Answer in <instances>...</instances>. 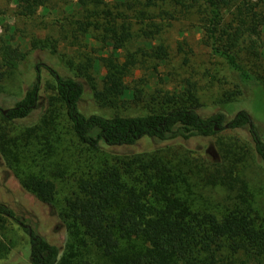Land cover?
I'll return each instance as SVG.
<instances>
[{
  "label": "trees",
  "instance_id": "trees-1",
  "mask_svg": "<svg viewBox=\"0 0 264 264\" xmlns=\"http://www.w3.org/2000/svg\"><path fill=\"white\" fill-rule=\"evenodd\" d=\"M51 2L16 0V14L30 17L38 7L47 8ZM78 3L81 15L70 20L73 38L87 35L113 50L111 55L102 57L106 73L101 88L93 86L96 101L101 105L114 107L119 102L142 99L143 90L130 87L125 81L138 63L137 57L130 53L121 62L119 51L135 35L140 36L147 44L146 55L157 60L158 63L154 62L157 69L158 64L167 60L169 51L163 42L153 40L175 20L196 22L203 32V42L224 60L236 79L238 87L222 101L227 113L234 112L233 95L242 94L243 88L251 90L252 98L264 105V70L256 71L240 60L246 40L258 34L259 28L264 29V0H78ZM227 16L231 19L228 23ZM31 42L27 51L7 41L0 46L1 59L10 70L17 69L36 50L47 49L51 55L57 52L50 40L36 38ZM250 51L261 53L254 38ZM49 69L54 82L47 88H52L55 94L48 99L50 113L43 119L45 128L53 139L57 137L56 142H63L61 135L70 128L73 136L70 141L77 142L80 153L83 152V158L77 157V162L84 167L75 173L74 188L59 205L70 235L63 254L12 207L0 202V225L6 217L13 218L30 236L32 264H264V210L256 204L255 194H249L245 188L247 193H239L231 206L217 213L198 203L199 191L208 182L201 184L193 178L198 173L185 165L188 161L174 163L157 153L121 154L104 148L132 146L144 137L165 140L171 136L215 135L218 127H225L227 113L203 116L195 82L187 79L181 89L173 92L156 89L151 97L155 105L143 113L87 114L80 108L85 85L78 74L63 75ZM4 74L5 71L0 73V80ZM40 84L38 75L23 97L7 113H2L0 152L21 186L55 212L59 208V187L53 179L35 172L34 156H24V148L30 142L25 143L19 134H14L15 126L11 124L28 116L37 106ZM63 115L68 125L62 123ZM252 122V114L240 108L227 123L230 128H240L252 126ZM33 131L28 132L31 135ZM252 133L256 151L264 163V138L254 128ZM21 155L24 157L20 159ZM24 166H28V172ZM208 176L216 186L231 185L230 177ZM235 179L247 183L240 173ZM6 248L0 238V251Z\"/></svg>",
  "mask_w": 264,
  "mask_h": 264
},
{
  "label": "rangeland",
  "instance_id": "rangeland-1",
  "mask_svg": "<svg viewBox=\"0 0 264 264\" xmlns=\"http://www.w3.org/2000/svg\"><path fill=\"white\" fill-rule=\"evenodd\" d=\"M81 11L78 0H52L47 8L38 7L32 16L21 17L16 14V0H0V46L7 41L15 48L27 51L32 47V39L36 38L50 40L56 46L55 55H51L47 49L36 50L13 70L8 68L0 55V73L5 71L0 80V120L2 113H7L40 75L41 98L37 106L28 116L11 121V124L15 126L14 134H19L25 143L30 142L24 148V156H34L35 172L57 183L59 187L57 207L62 206L64 197L71 194L75 173L84 165L77 162V157L83 158V152L80 153V146L76 140L73 139L76 143L70 141L72 136L70 128L69 132L62 133L63 142H56L57 137L53 139L49 129L45 128L43 119L50 113L48 99L50 95L55 94L52 88H47L54 82L49 67L63 75L78 74L85 85L80 108L87 114L146 112L150 106L155 105L151 97L156 89L173 92L181 89L188 79L197 86L202 103L200 113L209 116L216 112H226L222 101L228 93H232L238 87L224 60L203 42V32L196 22L194 24L189 20H175L169 26H165L164 31L153 40L154 43L163 42L169 51L167 60L158 64L157 69L154 68V62L157 60L146 55L147 44L140 36L135 35L126 48L119 51L121 62L125 61L130 53L137 57L138 63L127 74L125 81L130 87L143 90L142 99L125 104L119 102L114 107L101 105L96 101L93 86L101 88L102 76L106 73L102 57L111 55L113 50L111 46H105L87 35L79 34L78 39L73 38L72 35L75 34L70 20L80 17ZM229 19L227 16L225 22L228 23L231 20ZM137 28L136 25L135 29ZM253 38L261 53H251L250 44ZM243 46L240 60L249 68L263 71L264 29L259 28L258 34L253 35L251 39L248 38ZM80 68L81 72L85 73H81ZM233 99L234 112L230 114L226 112L225 127H218V132L213 136L189 138L171 136L165 140L144 137L132 146L104 148L121 154L145 151L157 153L174 163L188 161L185 165L198 173H195L193 178L199 179L201 184L208 182L207 186L199 191L198 203L217 213L231 206L239 193H247L245 188L249 194H255L256 204L264 210V163L256 151L252 133L254 128L264 138V105L262 101H258L259 99L256 101L254 97L252 98L251 90L244 88L243 93L233 95ZM240 108L252 114L253 124L230 128L227 122ZM62 123L68 125L64 115ZM29 129L34 130L31 135ZM63 129L66 131V128ZM24 156L21 155L20 159ZM215 162L218 165H212ZM22 168L28 172V166ZM230 169L233 170L232 173L228 171ZM238 173L247 183L235 179ZM208 175L214 176L215 179L230 177L231 185L216 186L208 180ZM223 175L224 177H221ZM0 202L12 207L36 233L56 244L62 254L66 251L70 235L68 221L61 216L60 206L58 211L54 212L49 204L26 191L19 183L18 176L5 162L1 152ZM0 238L7 245L5 250L0 251V264H32L29 256L30 236L13 218L3 219V225H0Z\"/></svg>",
  "mask_w": 264,
  "mask_h": 264
},
{
  "label": "water",
  "instance_id": "water-1",
  "mask_svg": "<svg viewBox=\"0 0 264 264\" xmlns=\"http://www.w3.org/2000/svg\"><path fill=\"white\" fill-rule=\"evenodd\" d=\"M4 112H6V110H4Z\"/></svg>",
  "mask_w": 264,
  "mask_h": 264
}]
</instances>
